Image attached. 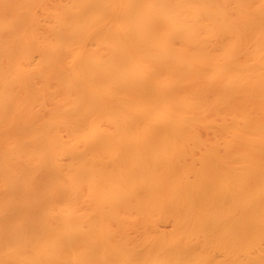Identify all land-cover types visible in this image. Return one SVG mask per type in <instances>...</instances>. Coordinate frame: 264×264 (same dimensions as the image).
<instances>
[{"label":"bare ground","instance_id":"1","mask_svg":"<svg viewBox=\"0 0 264 264\" xmlns=\"http://www.w3.org/2000/svg\"><path fill=\"white\" fill-rule=\"evenodd\" d=\"M0 264H264V0H0Z\"/></svg>","mask_w":264,"mask_h":264}]
</instances>
